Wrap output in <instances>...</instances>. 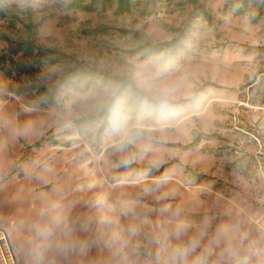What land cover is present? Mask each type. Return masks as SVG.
<instances>
[{
	"label": "rangeland",
	"instance_id": "rangeland-1",
	"mask_svg": "<svg viewBox=\"0 0 264 264\" xmlns=\"http://www.w3.org/2000/svg\"><path fill=\"white\" fill-rule=\"evenodd\" d=\"M0 221L20 264H166L222 227L217 264H264V0H0Z\"/></svg>",
	"mask_w": 264,
	"mask_h": 264
},
{
	"label": "clouds",
	"instance_id": "clouds-1",
	"mask_svg": "<svg viewBox=\"0 0 264 264\" xmlns=\"http://www.w3.org/2000/svg\"><path fill=\"white\" fill-rule=\"evenodd\" d=\"M155 61H148L141 66V72L144 74L140 82V89L147 93L153 100L165 104L172 98L176 88L168 83L164 78V69L153 71ZM113 129L120 134L121 149L131 145L139 136L140 121L134 117L132 110L124 104L118 105L111 113L110 118ZM130 162V161H126ZM185 224L177 225L175 235L177 238L187 231ZM228 228L222 227L217 234L208 240V243L201 248V238H193L187 246L170 245L166 264H217V260L231 258L234 254L233 242L228 235ZM197 249H201L198 254ZM219 249V252L215 250ZM214 254L217 259H213ZM191 257V260L189 258Z\"/></svg>",
	"mask_w": 264,
	"mask_h": 264
},
{
	"label": "built area",
	"instance_id": "built-area-1",
	"mask_svg": "<svg viewBox=\"0 0 264 264\" xmlns=\"http://www.w3.org/2000/svg\"><path fill=\"white\" fill-rule=\"evenodd\" d=\"M0 264H20L8 224L0 221Z\"/></svg>",
	"mask_w": 264,
	"mask_h": 264
}]
</instances>
